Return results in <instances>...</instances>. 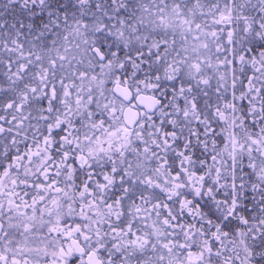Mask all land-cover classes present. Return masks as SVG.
Returning <instances> with one entry per match:
<instances>
[{
    "label": "snow or ice",
    "instance_id": "snow-or-ice-1",
    "mask_svg": "<svg viewBox=\"0 0 264 264\" xmlns=\"http://www.w3.org/2000/svg\"><path fill=\"white\" fill-rule=\"evenodd\" d=\"M0 264H264V0H0Z\"/></svg>",
    "mask_w": 264,
    "mask_h": 264
}]
</instances>
